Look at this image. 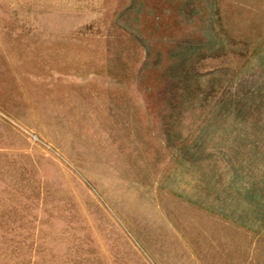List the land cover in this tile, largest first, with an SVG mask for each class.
Returning <instances> with one entry per match:
<instances>
[{
	"label": "rangeland",
	"instance_id": "rangeland-1",
	"mask_svg": "<svg viewBox=\"0 0 264 264\" xmlns=\"http://www.w3.org/2000/svg\"><path fill=\"white\" fill-rule=\"evenodd\" d=\"M0 264H264V0H0Z\"/></svg>",
	"mask_w": 264,
	"mask_h": 264
}]
</instances>
